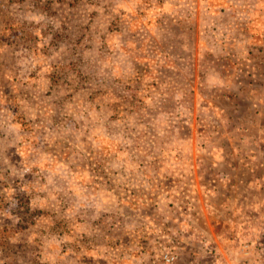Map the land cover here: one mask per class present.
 Masks as SVG:
<instances>
[{
	"label": "rangeland",
	"instance_id": "rangeland-1",
	"mask_svg": "<svg viewBox=\"0 0 264 264\" xmlns=\"http://www.w3.org/2000/svg\"><path fill=\"white\" fill-rule=\"evenodd\" d=\"M167 245L264 264V0H0V264Z\"/></svg>",
	"mask_w": 264,
	"mask_h": 264
},
{
	"label": "trees",
	"instance_id": "trees-1",
	"mask_svg": "<svg viewBox=\"0 0 264 264\" xmlns=\"http://www.w3.org/2000/svg\"><path fill=\"white\" fill-rule=\"evenodd\" d=\"M173 217L176 218L177 221H179L178 218L176 217V215H174ZM144 234H145V233H144ZM137 239H139V236H138V235H135V234H132V235L130 236V238L128 239V240H130L129 244H130L131 242L136 241ZM178 241H184V240H183V238L180 236V237H178V239H177V237H176V242H178ZM178 243H179V242H178ZM173 248H176V245H175V247H173V246H171V245H167V246H164L163 248H161V247H160V248H159V247H156V248H152V249H147V248L143 247L142 249H139V250H135V251H133V253H134L136 256H139L140 254H141V256H142V253H143V252H145V253L148 254V255H153V257L149 256V257H151L152 259H149V262L147 261V263H145V264H165L164 261H163V259H162L163 254H164L165 252L169 251L170 249L175 250V249H173ZM162 249H163V250H162Z\"/></svg>",
	"mask_w": 264,
	"mask_h": 264
},
{
	"label": "built area",
	"instance_id": "built-area-1",
	"mask_svg": "<svg viewBox=\"0 0 264 264\" xmlns=\"http://www.w3.org/2000/svg\"><path fill=\"white\" fill-rule=\"evenodd\" d=\"M194 202L196 203V198L194 197V195L191 197L189 196V198H187L186 201L184 202L183 206L187 207L190 211H192ZM209 244L210 242L208 241V239L207 238L204 239V245L206 246V249L212 252L211 246H209ZM178 255H179L178 251L170 249L169 251L163 254L162 259L165 264H174L178 258Z\"/></svg>",
	"mask_w": 264,
	"mask_h": 264
}]
</instances>
